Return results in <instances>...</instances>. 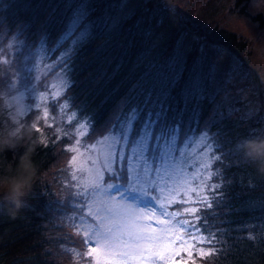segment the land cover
Segmentation results:
<instances>
[{"label":"trees","instance_id":"obj_1","mask_svg":"<svg viewBox=\"0 0 264 264\" xmlns=\"http://www.w3.org/2000/svg\"><path fill=\"white\" fill-rule=\"evenodd\" d=\"M127 1H133L135 5L128 9L127 18L118 31H108L106 38H102L104 29L101 28L89 41L75 48L69 61L70 86L68 84L59 96L69 102V108L72 107L78 117H88L95 133L102 127L110 128L109 114L114 113L116 121L121 113L142 105L146 90L153 84L159 87L167 75V62L180 40L185 45L186 62L182 78L172 89L171 99L166 105L173 115L185 106L184 86L194 76L199 77L202 83L206 82L200 99V119L210 112V107H206L209 97L217 98V89L208 87L210 83L207 80L211 74L196 62V47L200 46L199 51L203 53L199 56L201 65L208 63L210 50L214 52V61L210 64L213 66L214 63V76L225 84L223 93L230 90L226 85L236 82L233 73L238 68L233 60L237 59L238 53L247 52L249 55L255 49L264 54V11L261 10L264 0H184L189 6L186 9L174 2L178 15L167 11L162 14V23L166 26L161 30L157 28L159 17L148 19L150 12L157 11L152 0ZM72 2L75 4L80 0ZM114 2L119 0H90L92 18L111 12L109 5ZM68 3L69 0H0V34L4 36L0 49L3 50L6 40L23 28L21 40L30 48L41 43L48 51L47 46L63 33L70 15ZM228 12L248 20L252 17L251 40L242 33L231 31L219 20L215 19L211 29L207 28L210 25L203 23L206 17H223ZM252 38L258 40L252 44ZM2 56L5 57L0 54V60H3ZM6 59L13 63L5 80L12 79L13 72H27L22 64L16 62L15 55ZM220 59H227L229 64L222 63L218 67L215 62ZM239 76L237 88L242 87L240 82L243 78ZM251 84L257 85L253 90L256 96L262 84ZM2 98L0 94V129L14 126ZM258 99L259 95L256 96L257 102ZM120 103L118 110L116 107ZM248 106L245 98L236 92L223 104L221 118L217 122H211V119L208 123L214 143L224 154L215 160L224 184L222 199H219L221 204L216 205L218 213L213 212L216 217L211 215L212 212L207 213V226L201 230L205 235L211 233L215 236L213 244L203 245L206 250L214 247L217 251L211 256H187L184 264H264V173L258 171L257 164L250 160H237L239 154L235 153L237 142L264 138L263 121L250 116H253V107L247 108L244 115L233 112L236 108ZM18 121L25 126L35 125L31 132V140L35 142L31 155L35 176L31 191L25 197V206L18 212L9 214L4 203L0 202V264H22V260L26 261L25 264H52L58 258L51 246L56 243L62 245L66 237L62 235L56 241L57 238L50 237L48 228L56 222L69 231L71 213L76 210L75 194L69 185L67 166L62 160L67 138L32 110L19 117ZM25 150V147H19L15 151L0 152V174H5L9 166L15 169ZM69 236L77 249L69 256L68 264H82L88 257L76 253L86 252V246L81 245V239L72 234Z\"/></svg>","mask_w":264,"mask_h":264},{"label":"snow or ice","instance_id":"obj_2","mask_svg":"<svg viewBox=\"0 0 264 264\" xmlns=\"http://www.w3.org/2000/svg\"><path fill=\"white\" fill-rule=\"evenodd\" d=\"M68 8L71 13L57 44L58 47L66 43L71 45L65 50L69 55L60 61L65 67L74 48L89 41L101 28L118 31L127 18L124 11L127 0L112 3L109 5L111 12L95 19L92 18L90 0L75 4L69 0ZM22 36L23 28L12 37L9 47L13 49L16 62L31 74L37 65L29 67L34 54L20 39ZM3 40L4 36L0 34V41ZM185 52L183 40L178 41L166 65L167 75L159 87L153 84L146 90L142 105L121 113L107 136L85 146L84 151L77 138L70 148L76 153L70 162L75 169L72 179H78L77 171L84 176L82 183L77 185L82 191L76 193L80 198L77 205L80 214L73 220L77 222V234L88 245L86 252L76 255L90 258L88 264H168L181 252L191 258L193 251L199 257L211 256L217 251L214 247L207 251L202 247L213 244L215 236L205 235L201 230L200 222L203 220L206 224L207 217L198 213L202 212V207L213 208L219 199L211 159L220 158L214 153L209 157L214 145L209 142L207 132L197 139L187 133L182 138L181 128L176 123L170 124L167 117L169 109L166 105L171 99V90L183 75ZM0 54H4L2 49ZM12 63L7 59L0 60V88L5 85L9 88L14 117L18 120L27 111L24 96L32 95L35 85H21L24 91L20 92L15 81L5 80ZM12 75L19 77L20 74L13 72ZM62 94L57 91L55 96ZM203 94V84L197 76L184 86L185 103L198 100ZM43 116L48 119L46 109ZM82 127L85 131L80 132V136L86 134V125ZM215 148L218 150L219 145ZM197 149L202 151L197 152ZM85 153H97V159L103 157V170L97 166V159L91 155L85 158ZM88 161L92 167L88 166ZM105 171L109 174L107 184ZM175 203L188 206L169 212V207Z\"/></svg>","mask_w":264,"mask_h":264},{"label":"rangeland","instance_id":"obj_3","mask_svg":"<svg viewBox=\"0 0 264 264\" xmlns=\"http://www.w3.org/2000/svg\"><path fill=\"white\" fill-rule=\"evenodd\" d=\"M152 2L158 12L157 11H155L156 13L150 12L148 14V19L153 20L159 17L160 19L159 30L163 29V27L166 26L165 24L163 25L162 23V19H163L162 14H165L167 11L169 13H174L178 15L176 11L174 10L177 6L176 3H179V5H181L185 9L189 8V6L185 5L187 3L184 0H152ZM134 5L135 3L133 1H127V8L124 11L127 13L130 10L129 8L133 7ZM254 5L256 6L257 4L255 3ZM261 10L264 11V3L261 6ZM68 11L70 14L71 10H68ZM222 16L223 17L213 16V17H210V19L206 17L205 22L203 21L202 22L206 23L205 25H210V26H207V28L211 29L212 28L211 25L214 24L215 19L219 20L221 23L224 24V26L228 27L231 31H234L238 34L242 33L244 36H248V39L251 40V36H252L251 33L253 32V24L250 21L254 22L252 20V17H250L249 18L250 20H248L245 17L236 16L233 12H228V14L224 13ZM257 40H258L257 38H252V44L253 42H256ZM11 43H12V38H10L8 41L5 42V45H6L5 48L12 50V48L9 47ZM70 46L71 45L67 43L63 47L52 52V50L45 51L44 45L41 43L38 45H35L34 47L31 48V51L34 54V59L30 63V66H32V64H35L37 65L36 69L30 74L28 78H26V74H27L26 73V74H20L19 77L14 76L12 80L16 82V87L20 90V92L24 91L22 86H30L31 84L35 85V91L33 92V94L32 95L25 94L24 96V108L27 109V111L32 109L36 111L37 113L42 114L41 115L42 119H44L49 126L54 127L57 130V132L71 137L72 142H71L70 148L75 145L76 139L79 138L81 140V151H84L85 146L91 145L98 140H102L105 136L108 135V133L97 138L94 142L83 141V136H80V132L85 131V128L82 127V125H86V130H87V127H91V128L94 127L93 123L87 121L85 115H81L80 117H77L75 123L71 125V122L73 121V118L75 115L74 111L67 109L68 103H66L65 101H61V102L54 101V98L56 97L55 93L57 91L61 92L68 83V80L66 78L65 65L63 63H60V61L64 58V56L69 55L68 53H66L65 50L68 49ZM74 50L75 48L73 49V51ZM73 51L71 52L68 59H71ZM241 54L247 57L248 62L252 66H254L255 69L257 68L258 70H260L261 71L260 73L264 75V63L262 59L264 58V54L260 50H257L256 52L255 49H252V53L249 55H247L248 54L247 52H241ZM233 62L237 66V68H240L238 61L236 59L233 60ZM49 72L50 74L47 75V73ZM240 75L242 76V78L245 77V74L243 73H240ZM234 76L236 78L235 84H237L240 79V76L238 73H236ZM253 78L255 80H259L256 74H253ZM260 80L264 82V77L263 79H260ZM61 85H63L64 87H61ZM251 85H252L251 82H248V85L242 86L241 88L236 89V92L240 93L245 98V102L249 103V106L236 108L233 111L234 113L244 115L247 108L256 105L257 100H256V97L254 96L255 94L253 93V91L248 89L251 87ZM9 92H10L9 88L7 87V85H5L4 87L1 88L0 94L1 96L3 95L4 99L3 98L2 99L5 105L9 106V114L11 118H13L15 109L12 107L13 100ZM258 94H260V89L258 91ZM232 95L228 97V99L231 98ZM225 98L227 99V95H225ZM117 107L121 108V103L118 104ZM45 109L49 113L48 119H45L43 116ZM210 109L212 110L213 106H210ZM114 119H115V114L114 113L109 114V120L111 121V123H114ZM185 127L187 126L185 125ZM202 133L204 132L198 133L199 134L198 136L197 135L195 136L194 133H189V136H192L193 139H197ZM209 142L212 143L211 141ZM213 145H214V148L212 152L209 153V157H212L213 153L214 155L216 153H221L219 150H216L214 143ZM199 151H202V149H197V152ZM235 153L239 154V156L236 157L237 160L239 161L245 160V158L238 151H236ZM73 155H76V153L72 152L70 161ZM88 155H91L93 159H97V156H98L97 153H85V158ZM211 164H212V170H213L214 168L213 159H211ZM88 166L92 167L91 161H88ZM97 166L101 167V169L103 170V157H100L99 159H97ZM76 173H77V177L79 180V184H81L84 179V176H82L78 171ZM222 180L223 178H221L218 182H214V183H217L219 186ZM168 211L171 212V211H176V210L170 211L168 209ZM153 226L154 227L156 226L154 221H153ZM46 236H47V233H46ZM202 247L205 250L207 249L205 246H202ZM53 250H54V253L56 254L55 257L58 258L59 263L65 260V255H64L63 247L61 246V244H57L56 246H54ZM193 254H195V251H193ZM187 256H188L187 253L181 252L180 256H177L175 260H169L168 264H184L185 262H187V260L181 259V257L187 258ZM25 263L26 261L22 260V264H25Z\"/></svg>","mask_w":264,"mask_h":264},{"label":"clouds","instance_id":"obj_4","mask_svg":"<svg viewBox=\"0 0 264 264\" xmlns=\"http://www.w3.org/2000/svg\"><path fill=\"white\" fill-rule=\"evenodd\" d=\"M14 126L0 129V152L15 151L25 147L15 169L10 166L5 174H0V202H3L9 214L18 212L25 206V197L31 191L35 167L31 155L35 142L31 140V132L35 125L20 124L12 118ZM236 150L247 160L257 164L258 171L264 173V138L243 139L235 145Z\"/></svg>","mask_w":264,"mask_h":264}]
</instances>
